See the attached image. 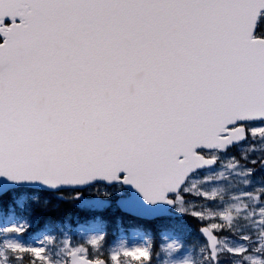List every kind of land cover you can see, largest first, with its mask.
<instances>
[{
  "label": "snow or ice",
  "instance_id": "1",
  "mask_svg": "<svg viewBox=\"0 0 264 264\" xmlns=\"http://www.w3.org/2000/svg\"><path fill=\"white\" fill-rule=\"evenodd\" d=\"M257 144L264 149V0H0L4 219L39 190L111 207L84 200L104 184L124 190L117 208L134 219L173 209L197 218L199 264H264V185L259 220L250 202L213 208L224 189L204 188L217 176L251 183L247 164L264 168V157L251 158ZM188 197L207 200L211 218ZM28 227L0 224V264H152L148 239L99 258L82 245L47 246L52 236L21 243ZM103 239L90 243L99 250Z\"/></svg>",
  "mask_w": 264,
  "mask_h": 264
},
{
  "label": "rangeland",
  "instance_id": "2",
  "mask_svg": "<svg viewBox=\"0 0 264 264\" xmlns=\"http://www.w3.org/2000/svg\"><path fill=\"white\" fill-rule=\"evenodd\" d=\"M257 151L253 154H251V158L260 159L261 157H264V149H261L259 144L256 145ZM235 151V149L233 150ZM226 163V161H225ZM247 167L255 169L254 176L252 177V182L245 185L243 183L242 178L235 177V176H228L227 180H224L220 177H216L215 180H208L204 181V188L207 189L209 192L212 190H219L224 189L223 193L217 192V202L212 205L213 208L219 209L222 206H225L227 204H233L234 206L243 207L245 202H250L253 207L255 208V215L257 219L259 220V212L260 209L256 207V205L261 203V195H260V189L262 185H264V168L260 167V164L257 163L256 165L251 164L250 162L247 164ZM221 171L220 168L216 169V172ZM205 175L212 177L215 176V172H206ZM198 181L203 180V177H197ZM105 191L113 192V195L110 198H105L103 196V193ZM34 195L37 197L36 200L32 201L25 212H27V215H23L20 218H14L11 221H8L4 219L3 217V207L0 208V224L7 225L10 223H16V222H23L27 221L28 225L31 221L35 222L36 229H33V231H29L30 229H27L26 232L18 234V238L20 239L21 243H27V244H33L38 240H42L44 236H49V224L47 222L40 223V219L37 218L35 215L34 220H30V215L32 213V206L37 205V210H40L41 212H45L48 210H45L46 207H43V205L49 204L50 200L52 198H49V196L41 195L38 192H34ZM74 195L72 191H68V193L61 194V196H58V199L66 198L71 199V196ZM224 196V201L219 200V196ZM124 196V192L120 189L118 192L116 189H106L102 186H96L95 188L84 192V200L87 201H95L96 199L104 200L108 199L109 203L111 204V209L108 210V212L115 214L114 209V203L115 199L117 197ZM249 197H251V200L249 201ZM189 201V206H195L198 210L203 208L205 211V219L211 218L212 214L208 208L209 202L204 199H195L193 197L187 198ZM79 205L82 204L81 201H76ZM89 207L92 212H96L98 208L92 206L91 204ZM174 213L178 217H187L191 221H193L195 224L204 225L202 224L197 218L192 217L191 215H185L180 212H177L174 210ZM38 216L39 213L37 211ZM80 221V220H79ZM77 219L73 221V227H68L69 232L66 231L64 228L59 227L58 231H53L51 234L55 236V241H52L50 244L46 242L47 246L54 247L56 250H60L62 247H69V246H84L86 248H89L93 253L100 251L103 253L104 257H107L109 254L112 253L114 249L120 248L121 241L125 243L126 246H132L136 244H140L143 242V238L141 236V233L135 229H132V227H129L127 231L123 229L122 232L119 234L117 233L115 239L110 244H104V240H102L103 247L101 249H95L92 247L90 243V238L95 237L97 234L102 235L104 237V233L101 231H98L95 227L93 228H84L83 226H80V223ZM165 224L159 223V226L162 227ZM154 230L157 231V227L154 226ZM186 231H189L188 227L185 229ZM160 231V230H159ZM255 230H253L254 232ZM33 232L37 233L40 232L36 238H32ZM127 232V233H126ZM69 233V234H68ZM122 233H125L126 236L121 235ZM9 234H5L7 236ZM74 235L76 237H74ZM147 238L151 241L150 235L147 236ZM4 239L3 236H0V242H2ZM255 239V236H254ZM192 246H186L187 248H184L182 246V243L177 240L176 237L172 236L171 233L168 232H162L160 234L159 244L156 248V250L153 252L152 256V264H173V262H179V264H199L201 261L202 253L201 249L205 247V243L201 242L199 240L194 241L191 243ZM123 249H121L122 251ZM203 255H207L205 252ZM101 258V257H99ZM128 258H125V264H127ZM133 264H139V262H133Z\"/></svg>",
  "mask_w": 264,
  "mask_h": 264
},
{
  "label": "trees",
  "instance_id": "3",
  "mask_svg": "<svg viewBox=\"0 0 264 264\" xmlns=\"http://www.w3.org/2000/svg\"><path fill=\"white\" fill-rule=\"evenodd\" d=\"M6 205L8 202H5ZM4 203V205H5ZM48 210L45 212H41L40 210H37L40 216H46V218H49V220L51 221H58L61 223H65L66 219L71 217V216H79V217H83L84 214L83 209L81 207V205H79L75 200L73 199H66V198H62V199H58V198H52V200L50 201V204L48 205V207L45 209ZM102 215H104V220L107 223V227L108 230L110 231V227L114 226L113 222H115V218L111 217L110 218L106 217V215L103 213ZM187 223L189 224L188 228L189 231H186L185 229L187 228ZM193 222H188L187 220H173V219H169L167 220L166 226L167 228H172L174 230H177L178 234L184 239V241L187 242H193L195 240H202L201 236L199 235L197 229L195 228V224L193 225ZM173 225H176L175 227Z\"/></svg>",
  "mask_w": 264,
  "mask_h": 264
},
{
  "label": "water",
  "instance_id": "4",
  "mask_svg": "<svg viewBox=\"0 0 264 264\" xmlns=\"http://www.w3.org/2000/svg\"><path fill=\"white\" fill-rule=\"evenodd\" d=\"M122 199H120L119 201H121ZM202 229V228H201ZM201 229H200V231H201Z\"/></svg>",
  "mask_w": 264,
  "mask_h": 264
}]
</instances>
